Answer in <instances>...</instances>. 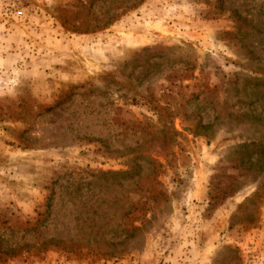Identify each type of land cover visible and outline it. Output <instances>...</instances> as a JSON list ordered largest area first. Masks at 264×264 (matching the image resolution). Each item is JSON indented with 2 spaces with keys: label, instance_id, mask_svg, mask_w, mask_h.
Listing matches in <instances>:
<instances>
[{
  "label": "rangeland",
  "instance_id": "1",
  "mask_svg": "<svg viewBox=\"0 0 264 264\" xmlns=\"http://www.w3.org/2000/svg\"><path fill=\"white\" fill-rule=\"evenodd\" d=\"M0 264H264V0H0Z\"/></svg>",
  "mask_w": 264,
  "mask_h": 264
}]
</instances>
